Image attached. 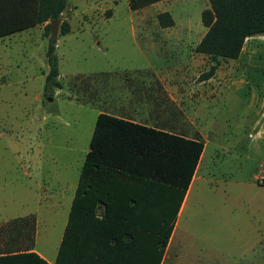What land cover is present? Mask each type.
I'll return each instance as SVG.
<instances>
[{
	"label": "rangeland",
	"instance_id": "obj_1",
	"mask_svg": "<svg viewBox=\"0 0 264 264\" xmlns=\"http://www.w3.org/2000/svg\"><path fill=\"white\" fill-rule=\"evenodd\" d=\"M66 2L62 17L70 22L71 31L59 36L56 47L61 93L54 99L50 96L52 101L48 96L35 99L33 94L44 84L38 79H20L17 93L16 88L13 94L9 88L0 89V208H8V215L30 210L51 223L47 230L38 227L39 252L48 249L47 233L60 227L67 214L66 208L40 204L43 172L80 167L96 114L110 111L109 95L122 93L125 77L143 68L142 73L148 72L149 63L161 70L181 68L189 44L203 33L201 12L209 7L208 0H161L139 10H131L128 0ZM163 12L173 16L181 34L166 39L158 32L156 50H148L142 26H161L157 16ZM40 35L37 27L0 42H20L18 52L22 43H35V54H42V42L45 45L48 38L40 40ZM179 35L189 43L178 44ZM3 53L15 54V49L0 48ZM213 63L205 54L196 83ZM36 65L22 62L19 77L35 72ZM7 68L14 74V61ZM109 80L116 88H107ZM204 85L211 97L208 106L197 110L199 128L190 124L193 112L188 109V115L180 117L183 129L178 131L205 143L197 171L200 179L178 219L164 264H264V35L249 37L237 59L220 58ZM72 97L76 102L69 100ZM56 115L59 122L54 121Z\"/></svg>",
	"mask_w": 264,
	"mask_h": 264
},
{
	"label": "trees",
	"instance_id": "obj_2",
	"mask_svg": "<svg viewBox=\"0 0 264 264\" xmlns=\"http://www.w3.org/2000/svg\"><path fill=\"white\" fill-rule=\"evenodd\" d=\"M161 0H128L139 10ZM201 12L206 32L194 50L214 61L237 59L249 37L264 35V0H208ZM66 0H0V37L44 24L48 38L44 95L61 88L56 53L71 31ZM162 27L174 21L157 16ZM61 19L52 35L51 20ZM51 88V90H50ZM50 90V92H49ZM204 142L106 112L97 115L54 264H161L178 212L199 164ZM14 219L7 227L16 226ZM0 251V264H49L31 247Z\"/></svg>",
	"mask_w": 264,
	"mask_h": 264
},
{
	"label": "crops",
	"instance_id": "obj_3",
	"mask_svg": "<svg viewBox=\"0 0 264 264\" xmlns=\"http://www.w3.org/2000/svg\"><path fill=\"white\" fill-rule=\"evenodd\" d=\"M157 4H159V2L150 5V7L157 6ZM173 20L174 25L168 27L158 26L155 28H148L147 26H142V30L146 34V36H143V40H145V47L147 46L148 50H156L159 43L158 41L160 40V37L156 36L158 32L165 33L166 39L171 38L170 36L172 34H181V30L177 31V22L174 18ZM44 25L45 23L8 36L0 37V40H3L5 37L10 36H20L23 32H26L27 34L28 30H31L33 28L35 29L37 27L41 32L39 39L45 40V36L43 35ZM184 29L189 30L187 28H182V30ZM205 32L206 28L203 27V33L200 36L199 40L196 43L194 42L189 44L190 52L187 55L185 64H182L181 68H168L165 70H161L158 69L156 65L149 63L150 70L148 72L142 73V70H146L143 68L138 70V74H131L125 77L123 79L121 88L123 89L122 93H119L117 97L109 95V99L107 101L109 102L110 111H108V114L124 118L129 121L137 122L151 128L161 129L171 133L182 134L186 137L195 138L194 136L178 131L180 129H183L180 117L181 115H185L186 117V115H188V109L193 112L191 114L192 116L189 117L190 124L194 127L195 130L199 128L196 124V120L198 119L197 110H200L203 106H208L210 103L209 98L211 97V91L209 90V88H207L208 86H205L204 84H208L214 74L207 79L200 78L201 81L199 80L198 83H196L195 79L197 78L196 71L200 66L201 59L204 58L205 54L196 52L194 48L195 45L201 40ZM179 36H175L178 44L185 42L189 43V38ZM175 39L173 38V40ZM59 41L60 39L58 38L57 44L59 43ZM12 42L14 43L0 42L1 49L6 50L10 47H12V49H15V54L3 53V56L0 55V89L9 88L13 94V89L16 88L15 93H17V85L21 80L22 82H25L38 79L40 82L44 81L45 84V76L49 70L45 55L47 41L45 45L42 42V45L44 46V48H42V54H35V43H22L20 52H18V44L20 42ZM24 49H26V51H24ZM9 61H14V67L16 68L14 74L12 69L7 68ZM22 62H25V64L35 63V65L39 64V66L36 65L38 69L35 72H32L30 75L29 73H23L21 74L23 77L20 78L19 75L21 70L19 67ZM58 79H61L60 70ZM108 82L109 85L107 86V88H116L113 84L111 85V83H113L114 81L109 80ZM44 84L37 93L33 94V97L35 99L46 98V96L44 95ZM23 88V91L27 93L26 88ZM62 88L63 83L61 88H54L52 90V95L50 96H53L54 99L57 94L59 95L61 93ZM50 96H48V100L52 101L53 99H51ZM69 100L71 102H74L76 99L74 100V97H72V99L69 98ZM101 112L103 111H99L96 114V117ZM49 116H51V113H48L47 117L49 118ZM54 121H60L58 115L54 116ZM203 155L204 150L202 152L201 158L203 157ZM201 158L178 212L177 220L175 222L161 264H164V262L168 258V249L177 230L178 219L183 214L184 209L187 206L188 198L194 182L197 179H200V177L197 176V171L201 162ZM53 161H55V157ZM82 164L83 163L80 164V167L78 169H74L71 171L68 170V172H55L54 170L44 171L43 183L38 184V188L41 191L40 204L42 205V207L50 209L53 208L56 210L61 208L67 209V214H65L61 226L52 227L50 228L51 230L47 233L46 241L48 244V249L39 252L36 249L35 244L36 236L37 234L39 235V232L41 230L38 227L42 225V230H47V228L49 227L48 225L51 223H45V221L40 218L39 214H35L36 212L30 210L23 211L19 209L16 210L12 215H8L7 213L9 209L2 206V208H0V251H7L5 249L13 251L18 247H28L30 241L32 243L31 247L34 251H36L49 264H54L67 222L68 213L77 187ZM26 217H34L35 219L31 222L30 227L29 222H26L24 220L17 222L16 226H14L13 228L7 227L6 225L9 221L21 218L24 219Z\"/></svg>",
	"mask_w": 264,
	"mask_h": 264
},
{
	"label": "water",
	"instance_id": "obj_4",
	"mask_svg": "<svg viewBox=\"0 0 264 264\" xmlns=\"http://www.w3.org/2000/svg\"><path fill=\"white\" fill-rule=\"evenodd\" d=\"M60 21H61V19L51 20V24H52L51 31H52L53 36H56L58 33V24Z\"/></svg>",
	"mask_w": 264,
	"mask_h": 264
}]
</instances>
